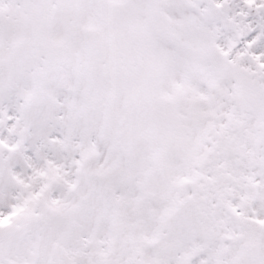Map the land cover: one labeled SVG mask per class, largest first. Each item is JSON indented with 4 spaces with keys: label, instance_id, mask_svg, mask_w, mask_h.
<instances>
[{
    "label": "snow or ice",
    "instance_id": "1",
    "mask_svg": "<svg viewBox=\"0 0 264 264\" xmlns=\"http://www.w3.org/2000/svg\"><path fill=\"white\" fill-rule=\"evenodd\" d=\"M0 264H264V0H0Z\"/></svg>",
    "mask_w": 264,
    "mask_h": 264
}]
</instances>
